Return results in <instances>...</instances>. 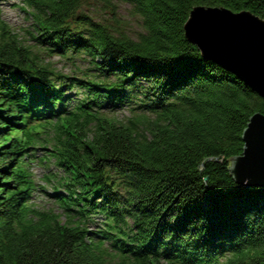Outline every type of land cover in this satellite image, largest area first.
Returning <instances> with one entry per match:
<instances>
[{
  "label": "trees",
  "instance_id": "1",
  "mask_svg": "<svg viewBox=\"0 0 264 264\" xmlns=\"http://www.w3.org/2000/svg\"><path fill=\"white\" fill-rule=\"evenodd\" d=\"M87 1L23 0L33 45L0 22V264H264V187L229 172L264 98L184 35L197 5L264 19V0H90L131 5L136 38Z\"/></svg>",
  "mask_w": 264,
  "mask_h": 264
},
{
  "label": "water",
  "instance_id": "2",
  "mask_svg": "<svg viewBox=\"0 0 264 264\" xmlns=\"http://www.w3.org/2000/svg\"><path fill=\"white\" fill-rule=\"evenodd\" d=\"M194 12L201 15L195 30ZM184 35L201 55L224 67L264 98V19L251 11L197 5L184 24ZM242 153L230 159L229 172L243 187H264V113L254 112L242 133Z\"/></svg>",
  "mask_w": 264,
  "mask_h": 264
},
{
  "label": "rangeland",
  "instance_id": "3",
  "mask_svg": "<svg viewBox=\"0 0 264 264\" xmlns=\"http://www.w3.org/2000/svg\"><path fill=\"white\" fill-rule=\"evenodd\" d=\"M24 7L22 0H4L0 4V22H4L8 28L18 34L19 38L23 42L28 41V31L31 27L32 21L27 16L25 11L21 8ZM112 9H108L107 6L102 3H96L94 1H87L85 3L84 12L93 17L96 21H102L110 25L115 31L123 32L133 38L142 32V23L138 16L133 12L131 5L127 3H113ZM38 50V49H36ZM46 63H50L57 71L65 74H71L73 72H83L88 65L81 62L79 59H75V62L67 60L63 57L53 55L49 57L43 54ZM129 117L126 111L119 114L120 120H124ZM43 151L36 153L37 157H42ZM33 172L35 174L36 181L40 182V179L44 174H47V170L44 167H40L36 164L33 166Z\"/></svg>",
  "mask_w": 264,
  "mask_h": 264
},
{
  "label": "snow or ice",
  "instance_id": "4",
  "mask_svg": "<svg viewBox=\"0 0 264 264\" xmlns=\"http://www.w3.org/2000/svg\"><path fill=\"white\" fill-rule=\"evenodd\" d=\"M201 22V15L197 12H194L192 15V19L189 22V25L193 27V29L195 30L196 28L199 27Z\"/></svg>",
  "mask_w": 264,
  "mask_h": 264
}]
</instances>
